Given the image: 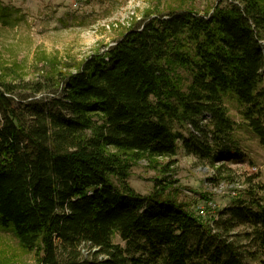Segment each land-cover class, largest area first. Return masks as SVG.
<instances>
[{
	"label": "trees",
	"instance_id": "obj_1",
	"mask_svg": "<svg viewBox=\"0 0 264 264\" xmlns=\"http://www.w3.org/2000/svg\"><path fill=\"white\" fill-rule=\"evenodd\" d=\"M263 1L146 15L74 73L44 83L0 80V228L38 264L254 261L264 252V198L253 185L248 199L204 223L169 196L168 178L148 196L136 193L127 158L168 159L166 174L180 148L213 167L238 155L228 94L264 147ZM20 88L61 89L63 97L54 108L21 105ZM215 169L210 181L220 184L225 167ZM238 226L247 231L231 236ZM83 244L97 251L84 259Z\"/></svg>",
	"mask_w": 264,
	"mask_h": 264
},
{
	"label": "rangeland",
	"instance_id": "obj_2",
	"mask_svg": "<svg viewBox=\"0 0 264 264\" xmlns=\"http://www.w3.org/2000/svg\"><path fill=\"white\" fill-rule=\"evenodd\" d=\"M220 0H0V80L24 79L46 82L45 77L76 72L92 55L103 53L134 28L146 15L166 14L173 10L208 13ZM264 6V1H263ZM6 10L7 13L2 14ZM6 14V15H5ZM5 15V17H4ZM261 44L264 54V33ZM179 74L186 77L182 70ZM264 89V68L262 70ZM187 81H185V84ZM18 91L15 101L21 105L39 100L54 108L52 100L63 93L45 90L33 94ZM25 97H31L24 99ZM224 104L234 122L233 140L238 155L221 159L213 167L199 161L180 148L172 159L173 173H162L170 160L165 158H127L131 164L127 182L136 193L150 195L158 181L168 178L170 197L186 205L204 223L218 220L220 213L240 199H248L251 185L255 198H264V147L258 136L243 119V108L228 94ZM207 124V121L203 123ZM184 134H186L184 132ZM113 151V150H112ZM225 167L220 184L212 183L215 168ZM172 174V176H171ZM225 178V179H224ZM261 189V190H260ZM247 231L244 226L233 229L231 236ZM115 243L125 246L117 237ZM245 244V241H243ZM84 259L97 251L80 246ZM100 258H104L100 255ZM264 261V252L257 253L250 264ZM0 264H38L35 253H25L11 231L0 228Z\"/></svg>",
	"mask_w": 264,
	"mask_h": 264
}]
</instances>
